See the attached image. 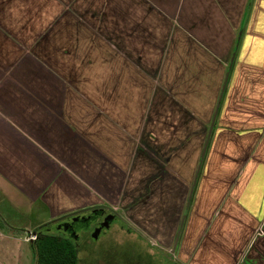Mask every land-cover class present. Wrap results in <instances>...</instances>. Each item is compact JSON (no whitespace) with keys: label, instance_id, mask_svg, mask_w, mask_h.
I'll use <instances>...</instances> for the list:
<instances>
[{"label":"crops","instance_id":"0c3cea01","mask_svg":"<svg viewBox=\"0 0 264 264\" xmlns=\"http://www.w3.org/2000/svg\"><path fill=\"white\" fill-rule=\"evenodd\" d=\"M18 13L49 18L37 36L44 49L42 56L48 63H57L59 76L69 78L73 90L80 93L84 89L85 94L103 100L99 106L105 109L99 108V112L127 138L122 137V150L130 142L128 137L147 129L142 138L145 145L136 156L144 168L136 183L137 196L143 197L142 202L147 200L144 205L157 202L154 214L162 218L176 212L173 205H166L168 194L174 195L170 188L178 186V197L186 180L176 173L170 178L174 169L157 144V124L163 123L165 132L160 131V135L167 133L174 144L189 141V129L199 133L210 111L212 119L235 54L210 138L222 145L221 149L227 145L216 153L223 166L214 169L202 164L200 169L202 180L206 176L216 188L215 199L202 213L195 212L194 216L206 221L201 237H194L196 226L188 217L177 254H184L188 264H264V0H0V194L3 186L25 205L28 192L42 193L55 181L53 177L65 173L33 153L29 138H34L29 134L40 143L58 145L60 159H75L81 138L95 141L100 126L95 120L90 128L72 125L56 112L63 107L62 101L54 96L38 98L28 89L34 88L33 82L28 87V40L24 33L29 26L17 24ZM28 17L29 23L32 20ZM17 28H23L24 33ZM65 63V67L59 65ZM41 74L64 95L60 83L48 73ZM113 95L124 97L128 104H114ZM200 96H205L206 105L216 100L212 109H196L195 115L193 103ZM30 102L36 103L39 116L30 114ZM130 105L136 106V113H130ZM99 106L95 105V114ZM113 111L121 112V117L113 116ZM113 134L108 136L112 140ZM76 136L78 140L73 138ZM71 140L74 144L69 147L65 141ZM228 144L232 146L229 149ZM246 156L241 168L240 161ZM72 163L79 165L77 160ZM43 169L45 174L41 175ZM54 183L65 184L62 191L66 195L75 192L71 199L79 208L102 205L87 204L89 199L81 195L88 190L86 185ZM137 196L135 201H139ZM13 205L16 207L15 202ZM2 222L0 217V248L3 255L11 256H0V264H21L24 239L16 227L4 222L2 226Z\"/></svg>","mask_w":264,"mask_h":264},{"label":"rangeland","instance_id":"374dc122","mask_svg":"<svg viewBox=\"0 0 264 264\" xmlns=\"http://www.w3.org/2000/svg\"><path fill=\"white\" fill-rule=\"evenodd\" d=\"M16 17L17 24L29 26L27 27L26 32H23L26 34V38L28 40V87H30L31 82H33L32 86L35 89L32 87L28 89L36 96H39L38 98L42 97L44 100H48L54 96V98L62 101L63 107L66 108L63 109V107H61L56 112L57 114L65 117L72 125H85L90 128L91 125L94 124L95 120L97 125L100 126L99 134L97 133L98 136L95 141L88 139V137L81 138L82 144H80V149L76 158L64 160L58 157L57 150L60 149L58 145L40 143L35 139V135L29 131V135H32L34 138L32 139L28 137L32 142H30V145L34 149L33 153L40 156V158H42V160L49 167L58 165V167L62 168L65 173L53 177V180L55 179V181H51L49 186L42 193L39 192L38 194V192H28V201L26 200L25 205L24 202L19 199V196L16 195L13 199V196L11 195L12 192L2 186L3 189L0 194V217L7 226H12L13 228L16 227L18 236L20 239H24L23 244L25 257L23 258V263L21 264H36L35 252L33 249V243L36 236L32 237V233L34 231L39 230V234H57L62 236V234L58 232L59 221L56 220L52 224L45 227L43 225H46V223H48L51 219L56 218L60 214L77 208L79 209L78 205L80 204H78L75 199H71V196L75 195V192H71L69 195H66V192L62 191V188L67 186L65 184H55L54 182L56 181L65 182L67 184L79 183L86 185L88 190L85 189V191H81V195L87 197V200L89 199L87 204L98 203L109 206L124 219L129 231L139 234V239H137L134 235L128 236L126 235V231H120L117 226H114L110 231L105 232L97 241H93V237H84L76 240L75 246L79 259L78 264H136V255L139 251V247L145 248L144 251H147L148 253H153L155 248H161L162 246L170 248L173 245L175 234L179 229L181 217L185 210L192 179L194 178L210 125L212 111L208 112V119H206L208 121L204 123V127L201 128L199 133L195 128L188 130V132L191 131V138H189L190 140L182 145L179 144L180 142L176 144H174L175 142L171 143L167 133V135H160V131L165 132L164 125H162L163 123L160 121V123L157 124L159 126L157 128L159 131L157 136L155 133V136L157 137L156 140L158 139L157 144L161 145L160 147L163 151V158L168 157L169 166L174 169V171L170 173V178L172 177V174L176 173L177 176L179 174L181 175V177L178 176V178L186 180V182H183L182 184L183 190L181 189V194H179L178 197L177 195L175 196V193L178 192L176 191L178 188L177 185L173 186L169 190V192L174 191V193H172L174 195L171 197V195L168 194V198L170 200L166 201V205L167 207H171V205H173V208H176L174 215H167L163 218L160 216L157 217V215L154 214L155 210H157V202L152 204L147 203V205H144V202H147V198L144 197V200L146 201L142 202L143 197L140 196L138 198L136 190V183L138 180L142 179V172L144 169L143 161H141V165V163L137 161L138 159H136L138 153L137 150L139 148L143 149V146L145 145L142 142V138L144 135L145 137L147 136V129H143V133L133 136L132 139L128 137L130 142L126 145V150H122V137L123 140L127 138H125V135L121 134L120 127L117 128L110 125V122L104 118V112H99V108L105 109L104 106H99L100 104H104L103 100H99L96 96H89L88 94H85L84 89L80 90V93H78L79 90H73V84L70 79H64L62 76H59L57 63H48V61H46V59L42 56V51L44 49H41V42H39L37 36L42 33L41 30L43 28L47 27L49 18L40 16L28 17V15H22L19 13ZM27 17L32 21L28 23ZM28 28H32V31L30 32ZM22 29L17 28L16 30L22 33ZM37 39L38 41H36ZM18 40H24V37H20ZM20 41H18V45L21 44ZM33 41H36V43L34 44ZM59 65L65 67L67 66V63ZM44 72L48 73V75L52 76L56 82L60 83L64 95H62L61 92L58 93L57 90L54 89L55 85L52 84V82L42 77L41 73ZM32 73H36V75L29 76V74ZM202 97L203 96H200L195 99L197 101H194V106L192 108L194 112L196 109L201 110L204 107L213 108L216 99L214 98L212 101L213 103L210 102L206 105V98L204 96L202 99ZM33 98L38 101L35 96H33ZM41 101L43 100L41 99ZM53 101L55 102V99ZM112 101L118 106L128 104L124 97H121L120 95H113ZM44 103L49 102L45 101ZM29 104L31 106L30 114L35 117L39 116L40 111L36 108V103L30 102ZM95 105L99 106L97 107L98 110L96 114L94 111ZM121 106L118 107V109H121ZM128 109L132 111L130 113H136L135 105H130ZM113 112V116L118 118L121 117V112ZM95 115H97V118H95ZM202 115L204 116V113ZM203 119L205 120V118ZM60 121L62 122V120ZM105 121L108 126H105ZM64 129L65 131H68L66 126ZM73 134L74 133H71V136H73ZM112 134L114 136L113 140L108 137ZM53 137L54 136H52V138ZM73 138L78 140L77 136ZM65 142L69 144V147L74 144L72 140ZM153 143L154 142L146 145L151 146ZM230 145L228 144V149L232 147ZM155 146L157 147V145ZM220 146L222 145L217 144L216 141H211V145L208 147L203 160L202 167H213L215 169L223 166L216 153L218 150L219 152L223 151L227 145L224 146L223 149H221ZM145 149H147V147ZM162 153H160L161 156ZM131 155H133V157H131ZM155 158H157V156H155ZM246 159L247 156L246 158L241 159V168L244 167ZM76 160L79 164L78 166H76V163L75 165L72 163ZM175 170H177V172ZM47 173L48 177H50L51 173L48 170ZM40 174H45L44 169ZM200 174L201 171L199 173L192 199L188 207L187 215L183 223L184 227V225L189 222L188 220H190L188 217H191L190 224L196 226V229H194L195 238L202 236L204 231L201 230V227L206 223V221H203L200 216H194L195 212L197 211L198 213H202L204 207L210 204V201L212 202L213 199H215L214 191H216V188L208 182L206 176L204 177V180H202L203 175ZM180 180L181 179H179V181ZM36 184L38 183L36 182ZM70 188H72V186H70ZM140 189L144 190L141 187ZM143 193L144 192H142V194ZM136 196L139 201H135ZM16 201L21 206L18 205ZM13 202H15L16 207H14ZM75 205L77 207L73 208ZM195 205L200 206L198 207L199 209L194 208ZM190 214L192 215L190 216ZM3 222L1 225L5 226ZM31 237L33 240H31ZM11 242H13L12 239ZM1 243L4 244L3 241ZM20 244L21 243H18V245L16 244L15 251H17V247H19ZM199 249L200 244L192 255L195 256ZM3 252L4 250L1 247L0 256L2 259L11 256L7 255V253L3 255ZM178 258L181 259L182 263L188 264V261L186 263L187 257L184 254L181 253Z\"/></svg>","mask_w":264,"mask_h":264},{"label":"flooded vegetation","instance_id":"af4514ba","mask_svg":"<svg viewBox=\"0 0 264 264\" xmlns=\"http://www.w3.org/2000/svg\"><path fill=\"white\" fill-rule=\"evenodd\" d=\"M81 216H87L86 218ZM77 218V221L73 219ZM59 221L58 232L74 242L81 238H94L93 241H97L105 232H108L112 227L117 226L121 231H126V235H134L139 239V234L131 232L127 228V224L124 219L116 212L113 211L109 206L106 205H94L75 209L57 216L51 219L45 226L52 224L54 221ZM109 220V224L106 226L105 223ZM63 225H65L63 227ZM42 226V227H43ZM62 226V227H61ZM35 236L39 234V230L34 231ZM72 234L76 235V239L73 238ZM181 234V232H180ZM180 234L177 239V243L174 246L177 232L174 237L173 245L170 248L162 246L161 248H155L153 253L144 251L145 248H138L136 255V264H184L177 256V245L179 242ZM36 238V237H35Z\"/></svg>","mask_w":264,"mask_h":264},{"label":"trees","instance_id":"16d2710c","mask_svg":"<svg viewBox=\"0 0 264 264\" xmlns=\"http://www.w3.org/2000/svg\"><path fill=\"white\" fill-rule=\"evenodd\" d=\"M222 100L223 97L220 105ZM33 249L36 264H78L79 259L74 242L61 235L38 234L34 240Z\"/></svg>","mask_w":264,"mask_h":264},{"label":"water","instance_id":"95a60500","mask_svg":"<svg viewBox=\"0 0 264 264\" xmlns=\"http://www.w3.org/2000/svg\"><path fill=\"white\" fill-rule=\"evenodd\" d=\"M239 35H240V33H239ZM238 39H239V37H238ZM234 56H235V54L233 53L232 56H231L230 62L228 64V67H227L225 76H224L223 84H222L221 91H220V94H219V97H218V102H217V105H216L215 110L213 112L212 119L210 121V125H209V128H208L207 136H206V139H205V142H204L202 151H201L199 163L197 165V168H196V171H195V175H194V178H193V181H192V184H191V188H190V191H189V194H188V197H187V202H186V205H185V210H184V212L182 214V217H181V221H180V224H179V229L177 231V236H176V240H175L174 246L177 243L178 236H179V234L181 232V229H182L184 220L186 218L187 211H188V207H189V204L191 202L192 195H193V191H194V188H195V185H196V182H197V178H198V175L200 173V169H201L203 160L205 158V155H206V152H207V149H208V145H209L210 138H211L212 131H213V128H214V124H215V120H216V117H217V114H218V109H219V106H220V101H221V99L223 97V94H224L226 85L228 83L230 71H231V68H232V65H233V61H234ZM81 217H84V216H81ZM86 217L87 216H85L84 218H86ZM77 220L78 219L75 218L72 221H70V223H73V221H77ZM108 224H109V220H107V222L105 223V225L107 226ZM64 226L65 225H63V227ZM34 236H35V233H32V237H34ZM72 236H73L74 239L77 238L75 234H72ZM32 237H31V240H33Z\"/></svg>","mask_w":264,"mask_h":264}]
</instances>
